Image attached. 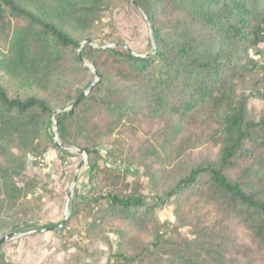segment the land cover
<instances>
[{"label": "trees", "instance_id": "trees-1", "mask_svg": "<svg viewBox=\"0 0 264 264\" xmlns=\"http://www.w3.org/2000/svg\"><path fill=\"white\" fill-rule=\"evenodd\" d=\"M133 7L151 53L135 54L112 32L78 56L81 38ZM0 47V70L40 93L12 94L0 80L6 217L35 201L15 180L29 155L78 148L88 187L57 233L87 216L84 238L115 237L109 264H264V114L249 109L263 97L264 64L249 52L264 57V0H0ZM84 61L97 82L72 112L54 115L79 96L71 78L89 72ZM201 143L216 159L182 167ZM139 171L153 187L171 186L146 195ZM167 205L173 221L162 222Z\"/></svg>", "mask_w": 264, "mask_h": 264}, {"label": "rangeland", "instance_id": "rangeland-1", "mask_svg": "<svg viewBox=\"0 0 264 264\" xmlns=\"http://www.w3.org/2000/svg\"><path fill=\"white\" fill-rule=\"evenodd\" d=\"M144 20L145 17L136 7L115 10L103 19L95 33L81 38V45L92 44L91 40L97 39L101 34L114 32L119 34L122 42L135 54L148 55L152 49L148 40L149 27ZM97 45L98 41L93 46ZM5 56L6 51L0 47V62ZM249 57L264 64V57L253 51L249 52ZM84 65L89 68V72L83 75L75 74L71 78L73 88L80 90L79 95L97 82L92 66L86 61ZM0 80L3 85L5 83L11 89L12 94L25 92L30 95H40L34 87L22 86V81L11 78L2 70H0ZM259 91L263 97L249 101V109L254 118L264 114V86ZM54 130L52 124L50 127V132L53 133L52 140L60 145L57 127L55 135ZM72 150L83 149L67 148V154H59L54 149L43 148L38 154L27 157L26 169L20 172L15 180L19 186L29 191L28 199L35 201L30 203L27 212H21L16 217L13 213L10 217H6L0 206V239L10 234L17 235L14 239L1 244L0 264H109L108 258L114 248L115 237L108 235L107 239L84 238L87 216L80 217L64 234L57 233V229H54L64 225L61 224L64 220L67 221L72 203L82 197L88 187L87 165L86 162L82 164L83 160H86V155ZM100 151L103 152L102 149ZM216 157V150L207 143H201L185 152L180 165L185 167L214 160ZM133 172L136 171L134 169L127 171L130 181L135 179L131 176ZM138 177L144 185L143 191L146 195L160 194L171 186L170 182L164 180L159 186L153 187L149 180L143 177L141 171L138 172ZM74 180H76L75 184ZM173 209L171 205L164 206L157 211V217L162 222H171ZM16 225L19 231L13 229ZM40 230L43 232H39Z\"/></svg>", "mask_w": 264, "mask_h": 264}, {"label": "water", "instance_id": "water-1", "mask_svg": "<svg viewBox=\"0 0 264 264\" xmlns=\"http://www.w3.org/2000/svg\"><path fill=\"white\" fill-rule=\"evenodd\" d=\"M145 21H146V18H145ZM82 48H83V44H82V45L80 46V48H79V52H78V56H79V57H80V53H81V49H82ZM93 72H94L95 77H97L96 72H95V71H93ZM94 84H95V83H93V84H92V85H91L86 91L82 92V93L76 98V100L74 101L73 105H72L69 109H60V110H57V111L55 112L54 115H56V114H58V113H60V112H72V110L78 105V103L81 102L85 97L88 96V94L90 93V91H91L92 87L94 86ZM52 121H53V127H54V129H55V130H54V135H55V133H56V132H55V131H56V121L54 120V118L52 119ZM72 151H74V152H76V153H78V154H84V155H86V151H85V150H80V151L72 150ZM85 162H86V160H83L82 164H84ZM75 181H76V180H74V184H75ZM68 200H69V199H68ZM68 200H67V204H68ZM67 204H66L65 212H66V210H67ZM64 222H65V220L62 222L61 225H63ZM59 227H61V226H59ZM54 229H58V227H57V228H54ZM39 232H43V231L40 230ZM15 237H17L16 234H10V235H7V236L1 238V239H0V246H1L2 243L7 242V241H10V240L14 239Z\"/></svg>", "mask_w": 264, "mask_h": 264}, {"label": "built area", "instance_id": "built-area-1", "mask_svg": "<svg viewBox=\"0 0 264 264\" xmlns=\"http://www.w3.org/2000/svg\"><path fill=\"white\" fill-rule=\"evenodd\" d=\"M263 62H264V59H263Z\"/></svg>", "mask_w": 264, "mask_h": 264}]
</instances>
